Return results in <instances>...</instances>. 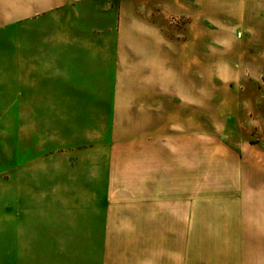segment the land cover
<instances>
[{
    "label": "crops",
    "instance_id": "crops-1",
    "mask_svg": "<svg viewBox=\"0 0 264 264\" xmlns=\"http://www.w3.org/2000/svg\"><path fill=\"white\" fill-rule=\"evenodd\" d=\"M247 11L258 34L264 8ZM136 14L133 0H0V60L54 62L58 71L45 75L48 85L33 84L32 91L66 93L65 107L142 110V116L134 114L145 123L149 117L182 128L173 134L150 132L142 143L135 138L127 152L113 143L105 151L89 148L95 165L67 168L68 175L79 169L83 179L64 184L80 190L75 211H55L52 197L24 196L17 181L8 197V184H0V264H264V149L233 145L193 127L185 132V124L201 119L194 94L215 91L214 84L201 90L199 36L176 40L175 91L191 95L168 104L157 100V94L174 91L164 81L169 52L161 26ZM242 44L239 58L226 59L228 69L204 75L230 85L242 75L233 70L238 62L249 77H261L264 40ZM12 45L15 53L8 52ZM140 60L142 83L126 90L148 93L147 100L121 105L116 95L123 92L121 64L133 80L141 76L134 72ZM205 60L215 59L209 52ZM254 61L261 62L260 72ZM150 71L156 79L149 80ZM53 76L58 83H52ZM214 105L226 109L224 120L233 118L230 105ZM54 186L33 183L38 190ZM200 234L224 241L190 242Z\"/></svg>",
    "mask_w": 264,
    "mask_h": 264
},
{
    "label": "rangeland",
    "instance_id": "rangeland-1",
    "mask_svg": "<svg viewBox=\"0 0 264 264\" xmlns=\"http://www.w3.org/2000/svg\"><path fill=\"white\" fill-rule=\"evenodd\" d=\"M133 1L137 17L141 20L155 21L161 26L169 52L167 56L169 75L164 79L168 89L177 90L172 74V70L176 69L174 60L176 40L183 39L186 42L193 35L199 36L201 90L214 84L212 88L215 91L194 94L200 107L201 119L199 124H185L183 126L185 132L191 131L193 127L201 135L214 133L233 145L249 143L264 149V74L261 77H249L248 70L245 71L247 68L238 66L239 63L236 62L237 66L233 70L239 71L243 76L231 79L230 85L221 82L219 77L204 75L209 69H228L231 62L226 59L239 58L238 55L244 49L243 41L264 40V28L261 27L264 25V13L261 12L264 0ZM248 7L260 9V19L263 23L257 26L258 34L253 31L254 26L251 24ZM12 38H15L14 34ZM9 48L8 52L15 53L14 45ZM209 52L215 59L209 63L212 65L206 60L203 61ZM254 63V69L260 72L261 62ZM144 64L142 60L136 62L134 72L141 76H135L133 80L128 74L131 70L121 64L119 85L123 92L116 94L121 105L132 100H145L148 93L126 90H129L128 84H140L144 78L142 76ZM53 66L54 62L46 61L34 62L32 65L31 62L15 59L0 60V184H8L6 191L10 197L11 185L17 181L24 196L52 197L55 211L68 212L78 208L80 190L65 187L64 184L70 179H83L79 169L69 174L70 177L67 168L75 163L77 166L95 165V152L89 148L98 147L105 151L113 143L119 150L125 149L127 152L128 148H134L135 138L137 142L140 140L142 143L144 135H149L150 132L173 134L181 132L182 128L174 121L169 120L167 125H160L149 117L145 119L147 120L145 123L143 117L138 119L134 114L139 111L142 116V110L124 107L117 109L65 107L61 102L67 99L66 93L32 91L33 84L35 86L49 84V78L45 75L58 73ZM149 75H151L148 77L149 80L156 79L153 71H150ZM58 79L51 77L52 83H58ZM174 91L157 94V100L171 104L178 97L186 99L187 95H191ZM215 103L230 105V112L234 113L233 118L224 120L223 112L226 109L218 107L213 109ZM209 112L210 116L213 114L216 117L215 124L212 123L213 119L208 117ZM80 149L86 151L78 153ZM51 182L55 183L52 190L33 188V183L49 186ZM35 191L37 193L31 195ZM223 241V237L203 234L190 237L191 243L201 246L222 244Z\"/></svg>",
    "mask_w": 264,
    "mask_h": 264
}]
</instances>
